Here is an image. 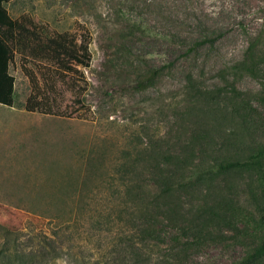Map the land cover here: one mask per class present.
I'll list each match as a JSON object with an SVG mask.
<instances>
[{
	"label": "rangeland",
	"instance_id": "obj_1",
	"mask_svg": "<svg viewBox=\"0 0 264 264\" xmlns=\"http://www.w3.org/2000/svg\"><path fill=\"white\" fill-rule=\"evenodd\" d=\"M5 7L49 31L86 30L91 61L76 90L82 106L71 77L57 83L69 116L26 111L25 71L41 85L39 67L18 54L10 63L13 105H0V264H239L260 245L264 168L212 169L199 185L190 172L191 187L167 201L159 190L188 177L170 155L191 153L202 170L217 155L264 150V0ZM202 95L221 112L203 119L194 103Z\"/></svg>",
	"mask_w": 264,
	"mask_h": 264
},
{
	"label": "trees",
	"instance_id": "obj_2",
	"mask_svg": "<svg viewBox=\"0 0 264 264\" xmlns=\"http://www.w3.org/2000/svg\"><path fill=\"white\" fill-rule=\"evenodd\" d=\"M10 0H0V105L11 107L13 105L14 77L9 72L10 63L14 56L19 55L21 60L37 62L38 71L42 82L31 70H26L25 74L31 82V92L26 98L24 109L28 112H38L54 116H69L70 113L61 110L58 103L59 87L58 81L65 82V78L71 77L73 82L74 102L82 106L79 98V81H83L82 69L89 67L91 53L89 49L90 39L86 30L78 32L71 31H49L36 23L26 15L12 18L5 7ZM204 39L195 41L192 50L201 45ZM160 67L152 71L157 75ZM216 98V97H215ZM209 95H202L196 98L194 103L200 107L203 119H210L211 114H219L221 110L216 107L217 99ZM201 135L193 137L197 143L204 142ZM233 146V145H232ZM262 147L241 153L234 150L226 155H217L213 161L202 170H198L196 163L193 164L191 153L183 157L181 155H170L167 162L173 164L176 170L187 171L188 177L182 174L174 180L172 178L168 185L161 187L159 197L168 200L173 189L191 187L187 182L190 172L197 173L195 178L197 185L210 183L212 175L210 171L214 169L217 173H225L233 170H256L264 168V150ZM177 180V181H176ZM171 183V184H170ZM174 184V187L172 185ZM181 237H175L174 242H179ZM264 257V238L260 245L248 252L239 264H254Z\"/></svg>",
	"mask_w": 264,
	"mask_h": 264
}]
</instances>
